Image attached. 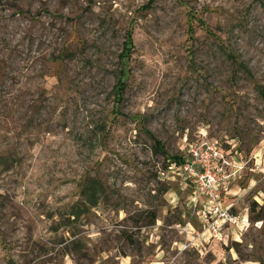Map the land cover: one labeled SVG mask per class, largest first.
Segmentation results:
<instances>
[{
  "label": "rangeland",
  "instance_id": "obj_1",
  "mask_svg": "<svg viewBox=\"0 0 264 264\" xmlns=\"http://www.w3.org/2000/svg\"><path fill=\"white\" fill-rule=\"evenodd\" d=\"M0 264H264V0H0Z\"/></svg>",
  "mask_w": 264,
  "mask_h": 264
},
{
  "label": "built area",
  "instance_id": "obj_2",
  "mask_svg": "<svg viewBox=\"0 0 264 264\" xmlns=\"http://www.w3.org/2000/svg\"><path fill=\"white\" fill-rule=\"evenodd\" d=\"M181 158V162L172 161L167 168L182 176L192 188L190 203L205 230L215 234L225 224L237 223L236 216L230 212L231 205H225L219 194L221 181L229 179L223 168L230 162L223 153L212 144L202 143L190 145L186 156Z\"/></svg>",
  "mask_w": 264,
  "mask_h": 264
},
{
  "label": "trees",
  "instance_id": "obj_3",
  "mask_svg": "<svg viewBox=\"0 0 264 264\" xmlns=\"http://www.w3.org/2000/svg\"><path fill=\"white\" fill-rule=\"evenodd\" d=\"M129 48H131V38L129 37V40L126 42V45H125V49L127 50V49H129ZM126 53H127V51H126ZM128 54H123L122 56H121V58L122 57H124V56H127ZM123 62V61H122ZM121 85V84H120ZM161 147V146H160ZM172 160L173 161H176V162H181L182 161V158H181V156H179V157H177V156H172ZM95 186V188L94 187H92V188H90V195H92L91 197H92V200H91V203H95L96 202V200H97V198L99 197V196H97V190H96V184L94 185ZM89 192V191H88ZM84 193H86V190L84 191ZM86 194H88V193H86Z\"/></svg>",
  "mask_w": 264,
  "mask_h": 264
},
{
  "label": "crops",
  "instance_id": "obj_4",
  "mask_svg": "<svg viewBox=\"0 0 264 264\" xmlns=\"http://www.w3.org/2000/svg\"><path fill=\"white\" fill-rule=\"evenodd\" d=\"M225 203V202H224ZM226 204V203H225Z\"/></svg>",
  "mask_w": 264,
  "mask_h": 264
}]
</instances>
